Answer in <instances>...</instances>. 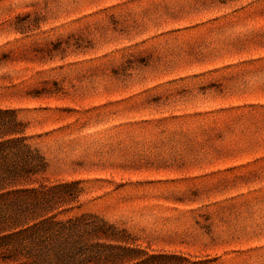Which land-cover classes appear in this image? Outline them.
<instances>
[{
  "label": "rangeland",
  "instance_id": "374dc122",
  "mask_svg": "<svg viewBox=\"0 0 264 264\" xmlns=\"http://www.w3.org/2000/svg\"><path fill=\"white\" fill-rule=\"evenodd\" d=\"M0 111L59 218L264 264V0H0Z\"/></svg>",
  "mask_w": 264,
  "mask_h": 264
},
{
  "label": "trees",
  "instance_id": "16d2710c",
  "mask_svg": "<svg viewBox=\"0 0 264 264\" xmlns=\"http://www.w3.org/2000/svg\"><path fill=\"white\" fill-rule=\"evenodd\" d=\"M5 113L0 132L20 124ZM44 168L43 157L22 139L0 141V264H216L175 251L148 252L92 212L59 218L54 210L77 196V182L22 183Z\"/></svg>",
  "mask_w": 264,
  "mask_h": 264
}]
</instances>
